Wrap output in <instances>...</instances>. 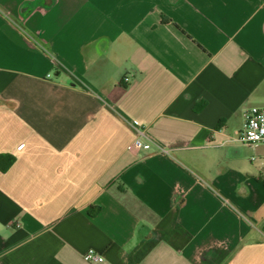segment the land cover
<instances>
[{"label": "crops", "instance_id": "obj_1", "mask_svg": "<svg viewBox=\"0 0 264 264\" xmlns=\"http://www.w3.org/2000/svg\"><path fill=\"white\" fill-rule=\"evenodd\" d=\"M253 106L264 0H0V264H264Z\"/></svg>", "mask_w": 264, "mask_h": 264}, {"label": "built area", "instance_id": "obj_2", "mask_svg": "<svg viewBox=\"0 0 264 264\" xmlns=\"http://www.w3.org/2000/svg\"><path fill=\"white\" fill-rule=\"evenodd\" d=\"M128 76L124 77L127 81ZM244 120L242 127L238 133V140L249 145H254L264 141V106H253L243 112ZM140 135L135 137L130 144L128 150L132 153H137L142 148H147L148 143L142 139V131ZM82 257L87 262H102L104 260L103 253L100 251L88 248L82 253Z\"/></svg>", "mask_w": 264, "mask_h": 264}, {"label": "trees", "instance_id": "obj_3", "mask_svg": "<svg viewBox=\"0 0 264 264\" xmlns=\"http://www.w3.org/2000/svg\"><path fill=\"white\" fill-rule=\"evenodd\" d=\"M14 156L8 153L0 154V171L4 172L13 163Z\"/></svg>", "mask_w": 264, "mask_h": 264}, {"label": "rangeland", "instance_id": "obj_4", "mask_svg": "<svg viewBox=\"0 0 264 264\" xmlns=\"http://www.w3.org/2000/svg\"><path fill=\"white\" fill-rule=\"evenodd\" d=\"M239 142H240V143H243V144H246V145H249V144H247V143H245V142H241L240 140H239Z\"/></svg>", "mask_w": 264, "mask_h": 264}]
</instances>
